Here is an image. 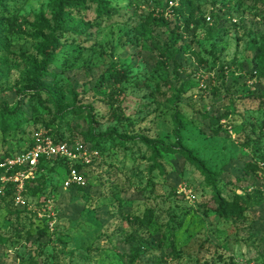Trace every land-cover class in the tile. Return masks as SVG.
<instances>
[{
    "label": "rangeland",
    "instance_id": "obj_1",
    "mask_svg": "<svg viewBox=\"0 0 264 264\" xmlns=\"http://www.w3.org/2000/svg\"><path fill=\"white\" fill-rule=\"evenodd\" d=\"M168 1L111 0L103 20L91 5L75 22L84 36L57 32L62 46L35 79V34L50 33L51 0H0V111L34 94L27 123L0 127V162L47 121L98 151L81 185L65 188L58 167L47 168L24 203L0 198V264H264L263 181L246 169L264 171V67L256 71L255 58L264 0H174L199 19L190 30L177 27ZM177 111L185 143L220 173L222 198L243 199V217L220 216L200 172L141 141L173 143ZM199 111L225 116L210 123Z\"/></svg>",
    "mask_w": 264,
    "mask_h": 264
},
{
    "label": "trees",
    "instance_id": "obj_2",
    "mask_svg": "<svg viewBox=\"0 0 264 264\" xmlns=\"http://www.w3.org/2000/svg\"><path fill=\"white\" fill-rule=\"evenodd\" d=\"M170 1V0H169ZM168 1V3H169ZM187 0H180L179 2L184 5ZM53 9H52V19L47 23L46 28L50 30V33L47 34L44 29L39 30L35 34V40L37 42L35 48L36 52L39 56H41L42 60L37 61V67L40 71H37V74L34 76L37 78H44L45 72L47 68L52 64V59L55 57V52L62 46L60 39L57 35V32L65 33L71 32L75 33L78 36H84L85 32L80 29L79 26L75 24L77 20H82V16L85 11L91 8V5L95 4V11L97 12V16L99 19H109L112 17V8L110 7L111 0H51ZM167 3V4H168ZM179 3V4H180ZM179 5L174 8V11L177 14V27L181 30H190L198 25L199 19L193 17L191 14L186 15L187 8ZM168 6V5H167ZM166 6V7H167ZM115 11V10H114ZM259 52L255 55L256 65L258 70H262L264 67V44L259 48ZM7 56H10L14 59L19 60H29L31 56L25 52H16L6 50ZM122 80V77L119 78ZM37 95H39L40 91H42L41 87L35 89ZM31 95L25 93V99H21L17 107L13 110H9L4 107L0 111V127L3 131L7 130H15L19 129L23 124L27 123L32 117L28 116L31 111L30 104L27 102V97H32ZM40 100L43 101H51L53 102L54 94L50 92L49 95L43 97V95H39ZM236 102V100H235ZM236 105V103H235ZM237 108V107H236ZM198 115L202 118V120H208L210 123H217L220 121V118L224 115L219 114H211L209 112H201L199 111ZM228 116V115H227ZM173 123H174V132L173 136L175 141L173 143H166L163 140L152 141L146 137H142L141 141L149 148L155 156H160L161 153L166 154H179L181 155L185 161L190 164L194 169H196L203 176L206 184L212 188L213 198L219 203V215L220 216H239L243 217L245 208L243 206V199L241 197H237L236 199H225L221 196V188L218 184V180L220 177V173L218 171L213 170L209 167L207 161L202 158L195 148L188 146L185 143L184 132L186 130V123L184 122L183 117L180 116V113L177 111L173 115ZM61 125V123H60ZM59 123L56 121H47L43 124L44 127L50 129L51 135L54 137L56 141L61 139H65L68 141H74L75 138L65 136ZM98 139L96 142L95 148L100 149L104 147H100L99 143L103 142L104 139ZM33 141H30L28 146L32 145ZM17 153V152H16ZM13 155L12 153H7L1 160H3L7 156ZM70 162L66 159H41L40 161V169L38 171L37 178L43 176L42 171L44 169L53 170L56 168L61 175L66 176L68 172ZM81 168V167H78ZM259 168L258 163L256 162H248L246 164L247 171H257ZM36 178V179H37ZM64 179V178H63ZM30 183L26 184L25 196L29 194ZM256 192V191H255ZM254 193V192H253ZM261 194V192H258ZM14 196V187H8L6 189V193L4 195H0V198L3 196ZM13 195V196H12ZM32 195V194H31ZM44 233V232H43ZM145 244V243H144ZM146 246V245H141ZM127 257L132 258L131 253H127Z\"/></svg>",
    "mask_w": 264,
    "mask_h": 264
},
{
    "label": "built area",
    "instance_id": "obj_3",
    "mask_svg": "<svg viewBox=\"0 0 264 264\" xmlns=\"http://www.w3.org/2000/svg\"><path fill=\"white\" fill-rule=\"evenodd\" d=\"M177 2L169 1L168 12H174ZM211 18L207 16L209 21ZM32 145L21 151L5 157L0 162V195L6 193L8 187H14V195L19 203H24L26 184L37 178L41 159H66L70 162L68 172L63 179L65 188L84 183L81 168L94 163L98 156L96 149L87 147L79 140L56 141L50 129L42 127L32 140ZM264 165V163H262ZM81 167V168H78ZM264 188V171L262 165L258 168Z\"/></svg>",
    "mask_w": 264,
    "mask_h": 264
}]
</instances>
